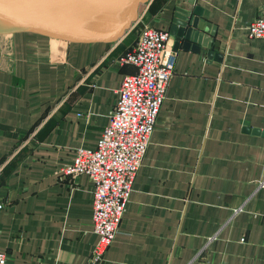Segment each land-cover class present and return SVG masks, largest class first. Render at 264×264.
Returning a JSON list of instances; mask_svg holds the SVG:
<instances>
[{
    "label": "crops",
    "instance_id": "crops-1",
    "mask_svg": "<svg viewBox=\"0 0 264 264\" xmlns=\"http://www.w3.org/2000/svg\"><path fill=\"white\" fill-rule=\"evenodd\" d=\"M201 9L202 43L177 41L178 8ZM264 0H150L116 42L0 34V252L7 264H90L95 185L62 173L95 148L149 24L176 66L120 231L101 264H264ZM214 30V34H212ZM241 208L239 212L235 209Z\"/></svg>",
    "mask_w": 264,
    "mask_h": 264
},
{
    "label": "built area",
    "instance_id": "built-area-1",
    "mask_svg": "<svg viewBox=\"0 0 264 264\" xmlns=\"http://www.w3.org/2000/svg\"><path fill=\"white\" fill-rule=\"evenodd\" d=\"M247 28L251 38H264V15ZM170 39L168 30L149 24L139 30L132 50L119 58L120 63L135 66L137 72L123 78L118 103L99 143L95 148L78 147L72 164L61 170L72 177L86 174L95 185L93 229L99 238L90 264L105 260L120 231L145 161L176 66L177 53ZM6 207V202L0 199V211ZM7 257L5 252H0V264H7Z\"/></svg>",
    "mask_w": 264,
    "mask_h": 264
},
{
    "label": "water",
    "instance_id": "water-1",
    "mask_svg": "<svg viewBox=\"0 0 264 264\" xmlns=\"http://www.w3.org/2000/svg\"><path fill=\"white\" fill-rule=\"evenodd\" d=\"M150 0H0L12 13L1 33L34 31L65 41L116 42L134 27L140 7ZM193 4L194 0H187ZM201 9L178 8L171 23L177 41L202 43L206 31ZM214 34V30L212 32Z\"/></svg>",
    "mask_w": 264,
    "mask_h": 264
},
{
    "label": "bare ground",
    "instance_id": "bare-ground-1",
    "mask_svg": "<svg viewBox=\"0 0 264 264\" xmlns=\"http://www.w3.org/2000/svg\"><path fill=\"white\" fill-rule=\"evenodd\" d=\"M12 17V13L0 9V25L8 23L6 19Z\"/></svg>",
    "mask_w": 264,
    "mask_h": 264
},
{
    "label": "rangeland",
    "instance_id": "rangeland-1",
    "mask_svg": "<svg viewBox=\"0 0 264 264\" xmlns=\"http://www.w3.org/2000/svg\"><path fill=\"white\" fill-rule=\"evenodd\" d=\"M0 26H2V25H0Z\"/></svg>",
    "mask_w": 264,
    "mask_h": 264
}]
</instances>
